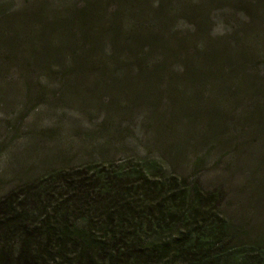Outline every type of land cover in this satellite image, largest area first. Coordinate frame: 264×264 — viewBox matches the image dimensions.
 <instances>
[{
    "label": "rangeland",
    "instance_id": "obj_1",
    "mask_svg": "<svg viewBox=\"0 0 264 264\" xmlns=\"http://www.w3.org/2000/svg\"><path fill=\"white\" fill-rule=\"evenodd\" d=\"M141 160L264 239V0H0V199Z\"/></svg>",
    "mask_w": 264,
    "mask_h": 264
},
{
    "label": "trees",
    "instance_id": "obj_2",
    "mask_svg": "<svg viewBox=\"0 0 264 264\" xmlns=\"http://www.w3.org/2000/svg\"><path fill=\"white\" fill-rule=\"evenodd\" d=\"M160 171L148 160L109 163L10 192L0 199V264H264V239L232 240L238 228L215 196H190L186 178L173 189Z\"/></svg>",
    "mask_w": 264,
    "mask_h": 264
}]
</instances>
